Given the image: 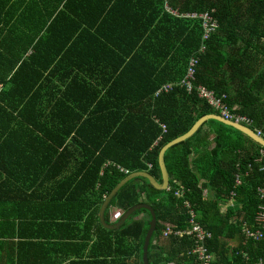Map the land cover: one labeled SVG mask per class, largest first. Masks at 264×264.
Returning <instances> with one entry per match:
<instances>
[{
  "label": "trees",
  "instance_id": "1",
  "mask_svg": "<svg viewBox=\"0 0 264 264\" xmlns=\"http://www.w3.org/2000/svg\"><path fill=\"white\" fill-rule=\"evenodd\" d=\"M158 1L162 14L153 31L156 65L142 93L122 98L126 108L121 111L89 114L83 127L34 129L22 125L51 123L63 115L20 110V53L3 48L8 36L20 40V0H0V51L17 58L6 70L9 78L0 77V169L5 173V177L0 176V185L20 186V170L25 173L24 179L39 170V184L49 182L53 172V185L71 187L67 194H48L49 198L42 200L64 202L59 198L66 196L67 203L70 201L77 209L76 215L67 220H82L81 230L96 229L81 239L79 250L88 251L87 259L74 254L72 264H142L150 213L137 210L121 227L108 230L99 223L98 212L105 197L131 173L147 172L161 182L160 149L200 118L219 115L199 96V87L216 96H226L229 110L249 119L248 124H242L259 130L264 137V0ZM192 14L197 17H186ZM203 14L216 23L205 41ZM3 28H7L5 33ZM194 57L199 64L194 89L188 91L181 83ZM164 84L174 86L156 96ZM97 121L102 127L93 126ZM68 139L70 143L66 144ZM38 142L41 144L37 146ZM261 148L233 127L209 120L164 154L169 190H156L146 179L135 178L112 198L105 210V221L113 223L109 219L112 209L122 213L137 204H147L156 216L148 244V264H196L190 254L192 238L162 236L166 224L184 230L192 210L201 226L212 233L207 247L214 264H259L264 260V237L253 240L247 237L246 230L261 229L264 235V227L257 220L262 204L257 190L264 183ZM10 169L19 173L14 175ZM179 189L184 191L183 197L175 195ZM230 200L234 205L222 212L221 203ZM93 201V213L86 217V208ZM91 217L94 221L89 220ZM6 227L16 236V225ZM73 227L78 228L76 224Z\"/></svg>",
  "mask_w": 264,
  "mask_h": 264
},
{
  "label": "crops",
  "instance_id": "2",
  "mask_svg": "<svg viewBox=\"0 0 264 264\" xmlns=\"http://www.w3.org/2000/svg\"><path fill=\"white\" fill-rule=\"evenodd\" d=\"M161 14L158 0H20V40L8 36L3 44L5 51L20 53V110L63 115L51 123L24 122L22 128H80L89 114L126 108L122 98L138 96L152 80L153 31ZM14 58L0 54L2 79L9 78L6 70ZM93 126L102 127L98 121ZM24 174L20 170V186L0 185V264H72L74 254L87 259L88 251L79 250L81 239L96 229L81 230L82 220H67L77 209L66 196L59 198L64 202L42 200L71 187L53 185V172L44 184L38 183L39 170L25 179ZM0 176L5 177L1 169ZM231 205L233 200L221 203V211ZM120 214L112 209L109 219L114 222ZM8 224L16 225V236Z\"/></svg>",
  "mask_w": 264,
  "mask_h": 264
},
{
  "label": "built area",
  "instance_id": "3",
  "mask_svg": "<svg viewBox=\"0 0 264 264\" xmlns=\"http://www.w3.org/2000/svg\"><path fill=\"white\" fill-rule=\"evenodd\" d=\"M174 13V12H173ZM175 14V13H174ZM186 17H192L196 18V14L192 15H186ZM201 19L203 20L202 27L204 30V34L202 37V41L207 40L208 34H210L214 28L216 27V23L211 20V18L203 14L201 15ZM201 52H203V48L201 49ZM199 64V59L194 57L190 60L187 73L184 77V80L181 83V86L184 88H187L188 91H192L194 89L193 85L196 81V68ZM174 85L170 84H164L162 85L155 93L157 96L159 93H166L172 90ZM198 94L201 98L205 99V101L216 111L219 112V116L224 118L228 121H234L238 123H249V119L236 115L232 113L228 106L225 104L226 96L220 95L216 96L214 93L206 90L204 87H199ZM257 134H260L259 130H255ZM261 135V134H260ZM259 161L262 162V168L261 170H264V147H262L259 151ZM125 174H129V171H125ZM239 178L236 177V184H239ZM169 190V188H168ZM258 197L261 200L262 204L259 207L258 212V223L264 227V183L262 186L258 188ZM175 195L178 197H183L184 191L182 189H179L175 192ZM186 206L190 208V204L186 202ZM170 235H176L179 237L183 236H189L193 240V247L191 251V256L194 257L196 260V264H214V257L210 254L207 243L212 240V233L205 229L201 224L197 221L196 214L191 210V217L190 220L184 230H175V227L172 224H166V227H164L162 231L163 237H168ZM246 235L249 238H252L253 240H260L263 239L264 235L262 230H256V231H248L246 230ZM259 264H264V260L260 261Z\"/></svg>",
  "mask_w": 264,
  "mask_h": 264
},
{
  "label": "water",
  "instance_id": "4",
  "mask_svg": "<svg viewBox=\"0 0 264 264\" xmlns=\"http://www.w3.org/2000/svg\"><path fill=\"white\" fill-rule=\"evenodd\" d=\"M209 120H214L219 123H223L225 125H229L233 127L234 129L240 131L241 133L245 134L249 138L253 140L254 143L259 145L260 147H264V137L260 134H257L252 128L248 127L247 125L234 122V121H228L225 120L224 118L220 117L219 115L216 114H210L206 115L202 118H200L187 132L184 134L170 140V142L166 145H164L159 153H158V165L159 169L161 172V182H157L149 173L147 172H134L129 174L126 178H124L122 181H120L112 190L111 192L105 197L104 201L101 204V207L99 209L98 213V219L99 223L101 224L102 227L108 229V230H115L121 227L127 219L130 218V216L135 213L137 210L145 209L150 213V223H149V228L146 232V235L143 240L142 244V264H148L147 260V253H148V244L149 241L152 237V234L154 233L155 226H156V216L154 213V210L152 209L151 206L147 204H137L130 209H128L125 212H122L118 219L113 222V223H106L104 215H105V210L107 209L110 201L112 198L116 195V193L119 191V189L123 186H125L128 182L135 178H144L148 181L149 185L153 187L156 190L159 191H164L168 190L169 184H170V176L166 168V164H164V154L172 148L173 146L180 144L184 142V140L190 138L193 136L199 128L204 125L207 121Z\"/></svg>",
  "mask_w": 264,
  "mask_h": 264
},
{
  "label": "rangeland",
  "instance_id": "5",
  "mask_svg": "<svg viewBox=\"0 0 264 264\" xmlns=\"http://www.w3.org/2000/svg\"><path fill=\"white\" fill-rule=\"evenodd\" d=\"M113 214H114V213H113ZM114 215H115V214H114ZM114 215H113V216H114Z\"/></svg>",
  "mask_w": 264,
  "mask_h": 264
}]
</instances>
